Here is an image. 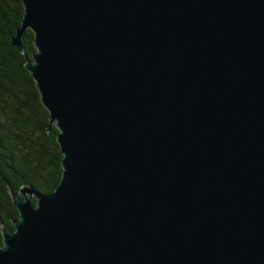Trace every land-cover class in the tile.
I'll list each match as a JSON object with an SVG mask.
<instances>
[{
	"label": "water",
	"instance_id": "95a60500",
	"mask_svg": "<svg viewBox=\"0 0 264 264\" xmlns=\"http://www.w3.org/2000/svg\"><path fill=\"white\" fill-rule=\"evenodd\" d=\"M21 2L62 172L0 264H264V0Z\"/></svg>",
	"mask_w": 264,
	"mask_h": 264
},
{
	"label": "trees",
	"instance_id": "16d2710c",
	"mask_svg": "<svg viewBox=\"0 0 264 264\" xmlns=\"http://www.w3.org/2000/svg\"><path fill=\"white\" fill-rule=\"evenodd\" d=\"M22 12L21 0H0V245L1 227L13 231L18 219L8 189L49 194L62 172L58 131H47L49 114L24 66L34 52L33 33L26 30L22 38L24 54L12 46Z\"/></svg>",
	"mask_w": 264,
	"mask_h": 264
}]
</instances>
